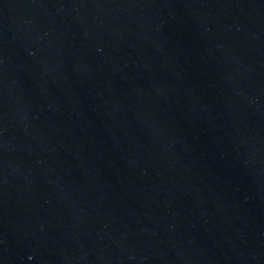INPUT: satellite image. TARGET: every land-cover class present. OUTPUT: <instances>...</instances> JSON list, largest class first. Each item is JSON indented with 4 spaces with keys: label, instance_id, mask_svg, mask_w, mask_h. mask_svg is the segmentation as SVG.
<instances>
[{
    "label": "water",
    "instance_id": "95a60500",
    "mask_svg": "<svg viewBox=\"0 0 264 264\" xmlns=\"http://www.w3.org/2000/svg\"><path fill=\"white\" fill-rule=\"evenodd\" d=\"M0 264H264V0H0Z\"/></svg>",
    "mask_w": 264,
    "mask_h": 264
}]
</instances>
